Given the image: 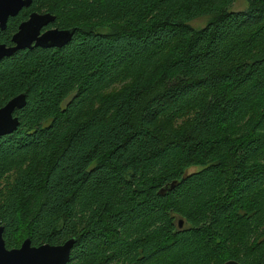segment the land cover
<instances>
[{
    "label": "trees",
    "instance_id": "obj_1",
    "mask_svg": "<svg viewBox=\"0 0 264 264\" xmlns=\"http://www.w3.org/2000/svg\"><path fill=\"white\" fill-rule=\"evenodd\" d=\"M236 1L33 0L8 21L6 45L32 12L75 32L0 62V108L27 101L0 137L7 249L264 264V0Z\"/></svg>",
    "mask_w": 264,
    "mask_h": 264
},
{
    "label": "water",
    "instance_id": "obj_2",
    "mask_svg": "<svg viewBox=\"0 0 264 264\" xmlns=\"http://www.w3.org/2000/svg\"><path fill=\"white\" fill-rule=\"evenodd\" d=\"M32 1L0 0V30L5 29L9 18L16 17L22 9H28ZM54 21L55 17L48 13H30L28 19L19 25L17 32L12 36L14 47L0 45V61L20 50L61 48L70 43L75 32L73 29L44 30ZM26 103V95L21 93L0 108V137L11 135L16 131L19 119L14 113L23 109ZM183 224V221L179 220L178 228H182ZM3 233L4 227L0 224V264H67L75 244V240L70 239L60 245L44 244L36 247L31 245L29 239H25L19 248L7 249ZM224 264L238 263L228 261Z\"/></svg>",
    "mask_w": 264,
    "mask_h": 264
},
{
    "label": "rangeland",
    "instance_id": "obj_3",
    "mask_svg": "<svg viewBox=\"0 0 264 264\" xmlns=\"http://www.w3.org/2000/svg\"><path fill=\"white\" fill-rule=\"evenodd\" d=\"M246 6H247V3L245 0H237L235 4L233 5L232 10L234 11L243 10L246 8ZM206 21H207V17H203V18L195 19L190 24L194 28H201L205 25ZM196 170H197L196 168H190L187 172L192 173V172H195Z\"/></svg>",
    "mask_w": 264,
    "mask_h": 264
},
{
    "label": "flooded vegetation",
    "instance_id": "obj_4",
    "mask_svg": "<svg viewBox=\"0 0 264 264\" xmlns=\"http://www.w3.org/2000/svg\"><path fill=\"white\" fill-rule=\"evenodd\" d=\"M18 16H22V11H21L16 17H13V18L15 19V18H17ZM28 16H29V14H28ZM28 16H27V18H26L25 20L28 19ZM10 19H12V18H9L8 21H9ZM23 22H24V21H23ZM21 23H22V20L19 22V24H18V26H17V30H18V27H19V25H20ZM7 24H8V22H7ZM6 29H7V25H6V27H5L4 30H0V31H5ZM49 29H51V28H49ZM44 30H47V28H45ZM16 32H17V31H16ZM16 32H15V33H16ZM15 33H14V34H15ZM14 34H13V35H14ZM13 35H12V36H13ZM12 36H11V40H10L11 42H10L9 45L3 44V43H0V45H5L6 47H14V44L12 43ZM20 51H22V50H20ZM20 51L15 52L13 55H15L16 53H18V52H20ZM13 55H11L10 57H12ZM6 58H9V57H6ZM6 58H3L1 61H3V60L6 59ZM1 61H0V62H1ZM14 114H15V113H14ZM14 116H15V115H14Z\"/></svg>",
    "mask_w": 264,
    "mask_h": 264
},
{
    "label": "bare ground",
    "instance_id": "obj_5",
    "mask_svg": "<svg viewBox=\"0 0 264 264\" xmlns=\"http://www.w3.org/2000/svg\"><path fill=\"white\" fill-rule=\"evenodd\" d=\"M23 10H24V9H22L21 11H23ZM21 11H20V12H21ZM20 12H19V13H20ZM19 13H18V14H19ZM18 14H17V15H18ZM230 261H234V260H230ZM235 262H237V261H235ZM237 263H238V262H237ZM238 264H239V263H238Z\"/></svg>",
    "mask_w": 264,
    "mask_h": 264
}]
</instances>
